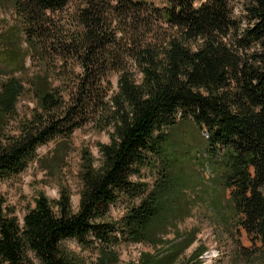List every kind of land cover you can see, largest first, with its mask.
Segmentation results:
<instances>
[{
    "label": "trees",
    "instance_id": "16d2710c",
    "mask_svg": "<svg viewBox=\"0 0 264 264\" xmlns=\"http://www.w3.org/2000/svg\"><path fill=\"white\" fill-rule=\"evenodd\" d=\"M11 1L26 47L1 57L10 73L0 82V180L84 121L109 130L110 141L99 143V165L82 152L77 209L61 188L57 199L41 194L21 222L0 194V264H33V257L69 264L68 238L84 246L167 245L134 264H200L204 247L184 258L195 230L177 242L163 237L191 209L182 202L192 179L176 170L188 161H209L220 222L264 246V0ZM51 55L60 60L55 67ZM28 56L42 64L30 77ZM28 92L36 105L9 133L8 118ZM187 119L207 133L188 160L169 146L172 129ZM145 167L157 173L152 185ZM123 198L126 213L107 220ZM102 253L98 264L119 260L115 250Z\"/></svg>",
    "mask_w": 264,
    "mask_h": 264
},
{
    "label": "rangeland",
    "instance_id": "374dc122",
    "mask_svg": "<svg viewBox=\"0 0 264 264\" xmlns=\"http://www.w3.org/2000/svg\"><path fill=\"white\" fill-rule=\"evenodd\" d=\"M161 4L162 0H155ZM72 9V8H71ZM19 19L17 17L13 2L11 0H0V82L8 77L10 66L6 58H1L3 53L11 49L22 50L26 47L24 35L19 33ZM20 55V54H19ZM53 66L59 64L56 56H50ZM41 61H33L31 56L26 58L27 77L34 75L41 70ZM80 70L79 66L76 65ZM22 76V72H16ZM112 89L117 88L118 76L112 75ZM36 102L28 93L21 96L17 105V114L8 118L7 132L16 130L19 120L30 115ZM205 130H201L192 120L187 119L172 129V142L169 145L179 154L183 152L186 159L201 152L205 146ZM110 141L109 130L99 129L93 121H84L75 130L70 138H55L37 149V157L30 162L27 168L19 174L0 180V194L6 199L7 209H12L20 221H23L25 214L33 208L36 199L45 194L50 199H57L61 188H68L71 191V199L74 209H77L80 199V169L82 164V152L88 149L97 165L101 162L99 143ZM210 163L206 162L197 165L188 162H178L177 169L192 179L190 187L186 190V197L183 198L184 207L191 206L189 214L180 217L170 224L164 238L169 241H179L191 231H196L195 241L184 251L186 260L199 247H204L200 256V264H264V246L261 242L254 243L246 231L242 228L235 229L220 222L212 204L218 194L215 191L214 177L209 168ZM143 180L150 185L155 182V170L142 168ZM138 178V177H133ZM188 201L185 202V200ZM182 201V200H181ZM128 207L127 198L120 199L111 206L107 220L116 221L126 213ZM180 236L179 238H177ZM71 254L69 264H98L102 251L115 250L119 256L116 264L137 263L143 252L165 253L167 245L153 246L146 243L115 241H98L90 246H84L76 238H68L63 242ZM33 264H40L37 258L33 257Z\"/></svg>",
    "mask_w": 264,
    "mask_h": 264
}]
</instances>
